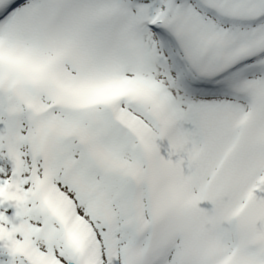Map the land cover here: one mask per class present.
I'll use <instances>...</instances> for the list:
<instances>
[{
  "label": "snow or ice",
  "instance_id": "1",
  "mask_svg": "<svg viewBox=\"0 0 264 264\" xmlns=\"http://www.w3.org/2000/svg\"><path fill=\"white\" fill-rule=\"evenodd\" d=\"M0 264H264V0H0Z\"/></svg>",
  "mask_w": 264,
  "mask_h": 264
},
{
  "label": "clouds",
  "instance_id": "2",
  "mask_svg": "<svg viewBox=\"0 0 264 264\" xmlns=\"http://www.w3.org/2000/svg\"><path fill=\"white\" fill-rule=\"evenodd\" d=\"M70 24V21L67 19L64 22V25L56 23L51 18H48L45 23V30L47 31L50 40L51 47L53 50H58L63 48L67 43V32L66 26Z\"/></svg>",
  "mask_w": 264,
  "mask_h": 264
}]
</instances>
